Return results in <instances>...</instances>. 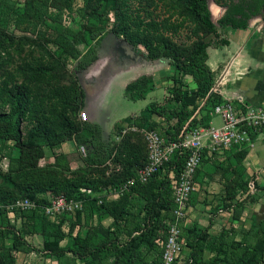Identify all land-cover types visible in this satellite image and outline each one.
Segmentation results:
<instances>
[{
	"label": "rangeland",
	"instance_id": "rangeland-1",
	"mask_svg": "<svg viewBox=\"0 0 264 264\" xmlns=\"http://www.w3.org/2000/svg\"><path fill=\"white\" fill-rule=\"evenodd\" d=\"M25 1L0 0V118L11 119L22 140L28 131H36L38 140L44 144V155L36 167L12 172L8 170V156H17L13 144L0 145V206L4 209L27 195L47 201L60 196L81 200L79 218L73 213L55 219L61 221V229L66 233L60 244L65 246L71 243L73 236H83L90 228H98L102 234L111 227L112 218L106 208L117 201L120 194L114 193L145 157L142 134L129 130L132 118L136 117L132 114H139L154 100L159 101L157 105L165 110L177 108L176 102L166 92L168 87H165L170 85L168 79L171 77L166 72L172 67L169 60L160 55L170 53L182 64L196 43L213 36L202 30L193 19L189 0H89L88 6H85L88 0H69L71 8L65 6L63 10L56 7L64 4L65 0H43L31 8ZM231 3L237 1L207 0L219 38L232 41L228 46L207 50L208 65L217 69L219 74L224 60L235 56L238 48L253 33H261L263 26L260 17L254 16L248 20L245 34L238 35L237 30L221 27L218 20ZM84 8L86 13L94 9L95 13L106 17L110 29L97 50L95 62L99 66L93 72L88 68L78 70L76 62L62 54L54 43L55 35L65 28L78 30L83 22L79 10ZM133 51L149 71L156 72L163 98L159 87L142 100L130 101L123 96L119 83L124 80L125 71L136 61ZM136 64L138 70L146 72L142 64ZM174 78H177L181 91H192L190 85L194 82L191 77ZM222 80L218 77L214 85L218 95ZM79 88L84 92L85 104L93 102L97 95L99 111L96 120L101 128V138L114 148L111 159L100 167L84 163L89 150L85 145L77 148L71 140L67 141V146L63 143L53 149L45 145L46 136L71 138L82 122L92 121L84 103L83 106L78 105ZM82 112L86 114L85 120L80 117ZM150 119L157 123L155 130L162 137H165V132L169 135L179 133L175 119L156 116ZM212 125L220 126L219 116H213ZM195 180L199 187L190 197L183 220L185 227L192 224L207 227L212 237L218 236L222 229L233 228L239 232L242 228L255 227L264 230V186L254 176L243 174L235 165L232 152L224 153L218 160L203 163ZM231 181H235V199L242 205L237 219L232 218L231 210L222 207L225 187L232 185ZM244 181L248 183V192L244 190ZM92 198L96 200L92 201ZM128 205L121 219L130 223L127 227L141 224L142 201L136 197ZM40 214L25 212L8 221L0 220L1 225L13 226L27 243L38 249L29 254L15 252L11 247L12 234H0V264H60L54 256L41 251L44 238L51 239L56 221L44 219ZM209 222L214 226L211 227ZM70 229H73L72 233L67 234ZM188 256L189 249L184 248L175 264H185ZM209 257L210 253L205 251L199 264H207ZM105 259L112 262V250L105 254ZM75 264L85 263L76 260Z\"/></svg>",
	"mask_w": 264,
	"mask_h": 264
},
{
	"label": "trees",
	"instance_id": "trees-1",
	"mask_svg": "<svg viewBox=\"0 0 264 264\" xmlns=\"http://www.w3.org/2000/svg\"><path fill=\"white\" fill-rule=\"evenodd\" d=\"M42 1L26 0L25 2L31 8ZM236 1L237 3L230 4L224 15L218 20V24L232 31L245 30L248 27V20L254 16H259L263 22L261 33L264 35V0ZM88 4L89 0L86 1L85 6H88ZM65 6L71 8L69 0H65L64 4L58 5L56 8L63 10ZM189 12L193 19L198 22L200 28L212 35L213 38L196 43L182 64L177 62L170 53L164 52L160 56L169 60V65L175 71L174 76H179L180 79L185 76L191 77L195 88L190 92L181 91L177 78L172 76V85L166 89V92L169 98L176 102L177 108L168 111L155 102H150L138 116L132 118L130 123V126L139 129L156 131L157 123L151 121V116L166 120L175 119L179 133L169 135L168 132H165L163 134L165 139H175L181 131L187 133L198 127H208L212 119L210 112L217 104L222 102L217 92L212 90L219 77V71L217 69L212 70L208 65L207 50L208 48L217 49L228 46L229 40L219 38L217 28L211 20L207 0H189ZM80 13H82L83 22L78 30L73 31L65 28L60 34L55 35L54 43L61 49L62 54L76 62L78 70H86L97 60V50L110 29L106 17H102L97 12L95 13L94 9L89 10L87 13L86 8L80 9ZM154 90L153 79L140 76L125 85L123 96L130 101H137L144 99L147 94ZM77 99L78 105L83 106L84 92L81 88L78 89ZM197 103H201L200 107ZM260 133H264V127L250 134L251 142ZM70 140L77 148L83 145L89 148L84 159V163L88 166H103L114 153L111 143L102 140L100 126L92 122H82L79 128L73 131L71 138L46 136L45 145L53 149ZM7 142H12V148L17 154L16 157L8 156L9 171L15 172L34 168L43 158L44 144L38 140L36 131H28L24 140H22L15 123L11 119L0 118V145L6 146ZM245 151L246 148L241 151H236L235 148L229 151L232 152L235 165L242 172L243 167L241 164L246 154ZM183 158V154L175 152L169 161L147 182L139 183L135 181L120 194L117 201L110 203L106 211L109 212V217L112 218L111 227L102 234L98 232V228H90L83 236H73L71 243L61 246L60 244L66 233L61 229V221H56L51 239L44 238L41 251L54 256L60 264H75L76 260L83 261L85 264H160L161 243L165 240L164 222L173 219L172 211L174 208L168 174L173 172L174 175H178L183 165ZM145 160L146 149L143 161L135 167L132 173L127 175L125 182L134 177L136 169L141 167ZM203 163L209 162L203 161ZM231 183L232 185L225 187L222 207L227 211L231 210L232 218L237 219L242 211V205L240 201L235 199V181H231ZM244 183V190L248 192L246 188L248 183L245 181ZM252 184L257 188L255 181ZM64 197L67 199L74 198L71 196ZM136 197H139L142 201L143 220L139 225L135 224L134 227H127L129 222L121 219V215L123 210H127L129 207L128 202ZM25 198L34 201L38 205L35 210L26 212H40V215L46 219L41 212V207L48 204V201L46 199H35L32 195H27ZM91 200L95 201L96 199L92 198ZM80 212H75L77 218H79ZM8 213L9 211L6 208L0 209V220L8 221L10 219ZM17 214L20 213H14V216ZM209 224L211 223L209 222ZM178 227L180 236L185 240V248L189 249V256L185 264H199L205 251L210 253L207 264H261L264 260V230L262 228H242L239 232H236L233 228L229 230L222 229L218 236L212 237L208 233L207 227H200L197 224L185 227L183 221H180ZM72 230H68L67 234L72 233ZM6 232L12 234L11 247L15 252L29 254L38 251L34 246L27 243L19 235V232L14 230L13 226H3L0 222V234ZM109 250L113 252L111 263L105 259V254ZM67 255H70V257H67Z\"/></svg>",
	"mask_w": 264,
	"mask_h": 264
},
{
	"label": "built area",
	"instance_id": "built-area-1",
	"mask_svg": "<svg viewBox=\"0 0 264 264\" xmlns=\"http://www.w3.org/2000/svg\"><path fill=\"white\" fill-rule=\"evenodd\" d=\"M213 91L214 88L212 89ZM210 116H219V127H198L190 132L181 133L175 138H163L154 130L139 129L130 126L129 130L139 132L143 136L146 160L136 169L134 177L126 181L114 194H121L135 181L147 182L155 175L165 163L169 161L175 152L183 154V165L178 173L168 174L171 182V197L174 208L173 219L165 220V240L162 244L160 264H174L185 248V240L180 236L178 224L185 220L188 203L192 193L198 190L199 185L195 181V173L203 161L210 162L223 157L226 151L236 149L241 151L251 144V133L264 127V106L248 105L240 99L236 102L222 100L217 104ZM82 120L86 119L85 112L80 114ZM38 205L27 198L17 199L6 210L8 217L14 213L35 210ZM1 209V206H0ZM82 210V201L67 199L64 196L48 200V204L41 207V212L46 218L55 220L60 215L73 214ZM56 221V220H55Z\"/></svg>",
	"mask_w": 264,
	"mask_h": 264
},
{
	"label": "crops",
	"instance_id": "crops-1",
	"mask_svg": "<svg viewBox=\"0 0 264 264\" xmlns=\"http://www.w3.org/2000/svg\"><path fill=\"white\" fill-rule=\"evenodd\" d=\"M247 28L245 30H237L236 34H245ZM229 43H232V41H229ZM134 52L135 51L132 52V55L136 61H134L135 63L133 66H130L125 71V73L127 72L125 78L119 83L121 89H124L126 84L136 80L140 76H147L153 79L155 87L154 91L160 88L162 94V85L160 80H157V76L155 74L156 72L149 71L146 65L143 62H140V59H137ZM234 55L235 56H232L229 59H225V63L221 61L224 63L223 70L219 74V78L222 77L223 79L219 87V95L221 99L231 100L233 102H236L238 99H240L243 103L248 105L264 106V35L262 33H253L249 37L248 41L243 43L238 48ZM136 63H143L142 65L146 72L142 73L140 70H138ZM97 66L99 65L94 62V64H92L88 70L93 72L97 69ZM210 68L214 70L212 67ZM166 73L167 76H170L171 78L175 75V71L170 67ZM171 78L168 79L170 85L165 86L166 88L172 85ZM185 78L187 79L189 76H185ZM190 88L194 89L195 84L190 85ZM154 91L150 92L149 94L154 93ZM149 94H147L146 97ZM163 96L164 94H162V98ZM96 98L93 102H87L86 104L84 103V109L92 119L91 122L98 124L96 115L99 111V108ZM152 102L157 104L159 101L154 100ZM139 114L133 113L132 115L138 116ZM153 120L154 119H151V121ZM212 121L213 117L209 122L210 126H213ZM68 143L69 142L64 143V146H67ZM245 152L246 154L241 164L244 175L246 177L254 176L259 184L264 186V133H260L246 148ZM191 212L192 208H190L189 214H191ZM213 226L214 225L211 227Z\"/></svg>",
	"mask_w": 264,
	"mask_h": 264
}]
</instances>
